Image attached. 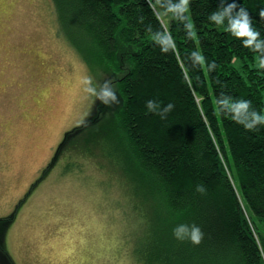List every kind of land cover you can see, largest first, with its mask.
<instances>
[{
    "label": "trees",
    "instance_id": "1",
    "mask_svg": "<svg viewBox=\"0 0 264 264\" xmlns=\"http://www.w3.org/2000/svg\"><path fill=\"white\" fill-rule=\"evenodd\" d=\"M51 3L59 34L110 74L120 97L111 121L128 146L115 158L126 183L142 189L140 199L157 193L168 206L171 264H264V125L245 129L216 103L224 92L264 111V67L242 38L208 19L220 0H190L186 21L160 16L156 0V8L149 0ZM239 3L264 35V0ZM149 26L171 32L175 47L162 51ZM194 51L203 63L194 62ZM150 98L175 108L161 119L147 109ZM104 137L112 154L111 135ZM201 183L203 193L195 187ZM181 222L201 226L199 244L173 235Z\"/></svg>",
    "mask_w": 264,
    "mask_h": 264
},
{
    "label": "rangeland",
    "instance_id": "2",
    "mask_svg": "<svg viewBox=\"0 0 264 264\" xmlns=\"http://www.w3.org/2000/svg\"><path fill=\"white\" fill-rule=\"evenodd\" d=\"M85 75L110 78L59 34L51 0H0V264H171L170 210L126 183L120 103Z\"/></svg>",
    "mask_w": 264,
    "mask_h": 264
},
{
    "label": "clouds",
    "instance_id": "3",
    "mask_svg": "<svg viewBox=\"0 0 264 264\" xmlns=\"http://www.w3.org/2000/svg\"><path fill=\"white\" fill-rule=\"evenodd\" d=\"M150 6L156 8L159 5L158 13L160 16H173L179 20L186 21L190 0H156V4ZM260 16L264 17V8L260 10ZM208 19L217 25H224L228 31L235 37L242 38L240 43L250 51L257 54V61L260 67H264V35L253 26L252 17L249 10L239 3V0H220L219 6L210 12ZM143 20V17H141ZM191 28L190 24H185ZM151 38L161 46V50L167 52L175 47V40L171 32L160 29L153 30L149 26ZM191 34V33H189ZM194 62L203 63L205 57L199 51L191 53ZM215 67V62L208 64V68ZM84 90L95 100H99L107 106L116 105L120 102V97L111 78H105L102 81H96L91 75L82 77ZM219 109L236 123L242 125L245 129H255L259 125H264V111L257 110L250 99L234 98L231 95L222 92L216 100ZM146 107L153 113L160 116L161 119L167 118V115L175 108V103L169 101L161 105L156 99H148ZM87 122V121H83ZM196 191L205 192V186L197 184ZM173 235L179 240H190L194 244H199L204 237L201 226L195 222L177 223L172 229Z\"/></svg>",
    "mask_w": 264,
    "mask_h": 264
},
{
    "label": "flooded vegetation",
    "instance_id": "4",
    "mask_svg": "<svg viewBox=\"0 0 264 264\" xmlns=\"http://www.w3.org/2000/svg\"><path fill=\"white\" fill-rule=\"evenodd\" d=\"M8 216H10V215H8ZM2 218V217H1ZM9 219H10V217H9Z\"/></svg>",
    "mask_w": 264,
    "mask_h": 264
}]
</instances>
